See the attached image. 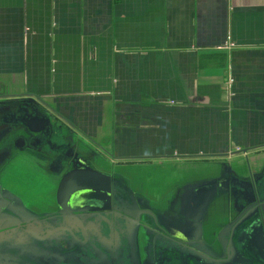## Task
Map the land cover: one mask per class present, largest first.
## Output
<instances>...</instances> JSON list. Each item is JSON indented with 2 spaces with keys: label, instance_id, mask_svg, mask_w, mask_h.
I'll return each instance as SVG.
<instances>
[{
  "label": "crops",
  "instance_id": "crops-1",
  "mask_svg": "<svg viewBox=\"0 0 264 264\" xmlns=\"http://www.w3.org/2000/svg\"><path fill=\"white\" fill-rule=\"evenodd\" d=\"M27 95L134 182L260 164L264 0H0V104Z\"/></svg>",
  "mask_w": 264,
  "mask_h": 264
},
{
  "label": "flooded vegetation",
  "instance_id": "flooded-vegetation-1",
  "mask_svg": "<svg viewBox=\"0 0 264 264\" xmlns=\"http://www.w3.org/2000/svg\"><path fill=\"white\" fill-rule=\"evenodd\" d=\"M22 98L0 104V264H264V161L222 163L160 193L118 171L50 103ZM95 171L96 187L59 194L68 174Z\"/></svg>",
  "mask_w": 264,
  "mask_h": 264
},
{
  "label": "water",
  "instance_id": "water-1",
  "mask_svg": "<svg viewBox=\"0 0 264 264\" xmlns=\"http://www.w3.org/2000/svg\"><path fill=\"white\" fill-rule=\"evenodd\" d=\"M25 100L28 101H44L42 98L40 97H33V96H23ZM25 127L28 128V130L31 133H38L41 131V127L40 128H34L33 126H29L28 124H24ZM3 137H0V142L2 140ZM104 176L101 175L98 171H95L94 173H85L84 175H76L75 173H71L68 174L66 177L63 178L62 182H61V186H60V190H59V194L60 193H67L69 191V188L71 187V185H73V183H78V184H82L80 186H88V184L93 183L90 187H96L94 186L95 184L97 185V182H103ZM83 182V183H81ZM213 183H217L215 179H213V181H211ZM102 189V188H100ZM85 191L82 190V193L87 192V189H84ZM213 192L215 193V186L213 187ZM213 193V194H214ZM212 194V195H213Z\"/></svg>",
  "mask_w": 264,
  "mask_h": 264
},
{
  "label": "rangeland",
  "instance_id": "rangeland-1",
  "mask_svg": "<svg viewBox=\"0 0 264 264\" xmlns=\"http://www.w3.org/2000/svg\"><path fill=\"white\" fill-rule=\"evenodd\" d=\"M118 163H117V165L115 166L116 167V169H118V171L120 170V169H125V166L127 165V163L128 162H125V161H117ZM207 166H204V169L206 168ZM209 168V167H208ZM206 169V170H204L202 173H208V172H211V171H213V169L214 168H212V170H209V169ZM175 169H177V168H172V167H170V168H168L167 169V173H171V171H174ZM193 169V168H192ZM191 169V170H192ZM240 171H244V167H242L241 166V168H238ZM154 170H150L149 172H153ZM178 171V169L177 170H175V172H177ZM192 171H196V172H199L200 171V169L198 168V169H194V170H192ZM32 172V171H31ZM124 172H125V170H124ZM174 172V173H175ZM174 173H172V177H174L175 176V174ZM33 174V177L35 176L36 178L38 177L39 179H40V186H46L47 185V177H46V175L45 174H34V173H32ZM159 177V176H158ZM169 178H171V177H169ZM46 182V183H45ZM147 185H153V184H151V183H148ZM169 186H170V184H168V182H162V181H160L159 183H158V189H159V192L160 193H166L167 191H168V188H169Z\"/></svg>",
  "mask_w": 264,
  "mask_h": 264
},
{
  "label": "built area",
  "instance_id": "built-area-1",
  "mask_svg": "<svg viewBox=\"0 0 264 264\" xmlns=\"http://www.w3.org/2000/svg\"><path fill=\"white\" fill-rule=\"evenodd\" d=\"M232 45H233L232 43L229 44V46H232ZM232 82H233V77L230 75V76L228 77L229 87H231Z\"/></svg>",
  "mask_w": 264,
  "mask_h": 264
}]
</instances>
